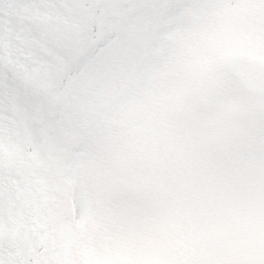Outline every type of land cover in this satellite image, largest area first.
Masks as SVG:
<instances>
[{
    "label": "clouds",
    "instance_id": "1",
    "mask_svg": "<svg viewBox=\"0 0 264 264\" xmlns=\"http://www.w3.org/2000/svg\"><path fill=\"white\" fill-rule=\"evenodd\" d=\"M181 3L78 22L54 47L77 79H54L34 102L53 119L69 105L80 113L68 157L81 172L78 205L95 212L81 264L264 259V43L249 40L264 36L253 11L264 0ZM101 31L109 46L80 56ZM88 97L99 103H78Z\"/></svg>",
    "mask_w": 264,
    "mask_h": 264
},
{
    "label": "rangeland",
    "instance_id": "2",
    "mask_svg": "<svg viewBox=\"0 0 264 264\" xmlns=\"http://www.w3.org/2000/svg\"><path fill=\"white\" fill-rule=\"evenodd\" d=\"M171 2L175 0H56L54 12L46 14L43 0H0V60L6 59L23 79L38 86L39 92L65 74L71 87L77 79L71 65L58 60L55 73L46 69L53 63L54 47L66 46L73 39L78 22L87 24L91 19L95 28L105 24L106 14L119 16L137 5ZM13 5L19 12L8 19L4 13L13 10ZM253 11L264 15V4ZM150 23L151 17L132 25L130 41L139 42V33ZM105 36L103 31L97 33L90 44L80 48L79 55L88 57L90 47L107 48ZM249 40L264 43V36ZM24 50H35L39 55L25 54ZM21 59L34 67L28 69ZM78 103L95 106L99 101L88 97ZM29 106L0 97L1 132L8 141L0 147V239L6 238L13 246L25 245L24 254L38 264H81L77 259L79 238L95 223V212L88 202L78 205L81 172L68 157L75 146L73 129L80 113L69 105L53 119L51 109L42 104H35L33 109ZM257 264H264V259Z\"/></svg>",
    "mask_w": 264,
    "mask_h": 264
},
{
    "label": "snow or ice",
    "instance_id": "3",
    "mask_svg": "<svg viewBox=\"0 0 264 264\" xmlns=\"http://www.w3.org/2000/svg\"><path fill=\"white\" fill-rule=\"evenodd\" d=\"M148 6L169 9L179 8L183 5L181 0H175V2L171 3L148 4ZM13 10L19 12L15 5H13ZM46 71L55 73L56 62H53ZM37 77L38 74L33 79ZM39 93L38 86L31 81L23 79L12 69L6 59L0 60V97L5 101L14 100L18 104L28 106L34 102ZM25 248V245L13 246L6 238L0 239V264H38L37 260L24 254Z\"/></svg>",
    "mask_w": 264,
    "mask_h": 264
},
{
    "label": "trees",
    "instance_id": "4",
    "mask_svg": "<svg viewBox=\"0 0 264 264\" xmlns=\"http://www.w3.org/2000/svg\"><path fill=\"white\" fill-rule=\"evenodd\" d=\"M46 4H45V12H46V14H50V12L51 11H53V10H55L56 9V4H55V2H56V0H43ZM41 2V1H40ZM37 3V7H38V1L36 2ZM49 6V7H48ZM54 12V11H53ZM14 13H16L15 11H13V10H9L8 11V13L6 14V13H4V16H6V18H8V19H12V15L14 14ZM18 43H20V44H22L23 42L22 41H19ZM25 54H32V53H35V55H39V52L38 51H35V50H24L23 51ZM33 55V54H32ZM22 61H20V62H22L23 64H25L26 65V67L28 66V69L29 68H33L34 67V65L30 62L29 63V61H26V60H24V59H21ZM35 104H39V103H36V102H33V103H31L30 104V108L31 109H33V107H34V105ZM0 115H3V112H2V110H0ZM4 125V123H3V120H2V118L0 117V147L2 146V147H5L6 145H8V141L5 139V138H7V135L6 134H4V133H2L1 132V128H2V126ZM5 139V140H4ZM62 187V186H61ZM60 187V188H61ZM61 189H63V188H61ZM2 194L0 193V196H1Z\"/></svg>",
    "mask_w": 264,
    "mask_h": 264
}]
</instances>
